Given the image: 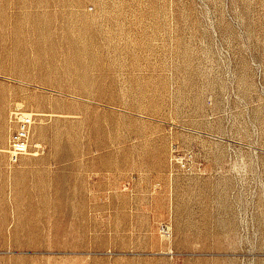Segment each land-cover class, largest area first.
Instances as JSON below:
<instances>
[{"label":"rangeland","instance_id":"obj_1","mask_svg":"<svg viewBox=\"0 0 264 264\" xmlns=\"http://www.w3.org/2000/svg\"><path fill=\"white\" fill-rule=\"evenodd\" d=\"M0 264H264V0H0Z\"/></svg>","mask_w":264,"mask_h":264},{"label":"built area","instance_id":"obj_2","mask_svg":"<svg viewBox=\"0 0 264 264\" xmlns=\"http://www.w3.org/2000/svg\"><path fill=\"white\" fill-rule=\"evenodd\" d=\"M35 123V117L32 113H23L17 119V126L9 137V160L12 164H17L21 158L30 153L32 147V129ZM161 231L169 234L168 223L161 224Z\"/></svg>","mask_w":264,"mask_h":264},{"label":"crops","instance_id":"obj_3","mask_svg":"<svg viewBox=\"0 0 264 264\" xmlns=\"http://www.w3.org/2000/svg\"><path fill=\"white\" fill-rule=\"evenodd\" d=\"M27 155V154H26ZM25 156V155H24Z\"/></svg>","mask_w":264,"mask_h":264}]
</instances>
